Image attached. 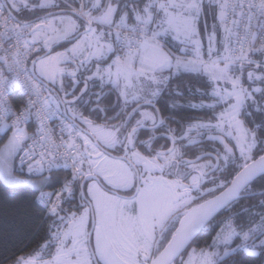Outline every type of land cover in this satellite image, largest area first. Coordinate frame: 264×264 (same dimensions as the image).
<instances>
[{
    "label": "snow or ice",
    "instance_id": "snow-or-ice-1",
    "mask_svg": "<svg viewBox=\"0 0 264 264\" xmlns=\"http://www.w3.org/2000/svg\"><path fill=\"white\" fill-rule=\"evenodd\" d=\"M0 212V264H264V0H0Z\"/></svg>",
    "mask_w": 264,
    "mask_h": 264
},
{
    "label": "trees",
    "instance_id": "trees-1",
    "mask_svg": "<svg viewBox=\"0 0 264 264\" xmlns=\"http://www.w3.org/2000/svg\"><path fill=\"white\" fill-rule=\"evenodd\" d=\"M16 219L0 212V254L6 250H20L18 254L31 252L43 243L44 232L36 229L34 223L26 221L19 231L15 229ZM212 232L201 235L198 246L210 240Z\"/></svg>",
    "mask_w": 264,
    "mask_h": 264
}]
</instances>
